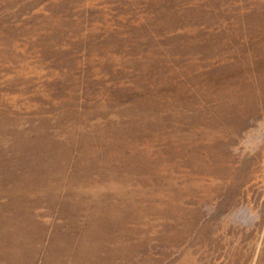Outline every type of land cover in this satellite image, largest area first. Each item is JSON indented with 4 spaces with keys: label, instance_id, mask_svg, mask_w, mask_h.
Segmentation results:
<instances>
[{
    "label": "rangeland",
    "instance_id": "374dc122",
    "mask_svg": "<svg viewBox=\"0 0 264 264\" xmlns=\"http://www.w3.org/2000/svg\"><path fill=\"white\" fill-rule=\"evenodd\" d=\"M0 264H264V0H0Z\"/></svg>",
    "mask_w": 264,
    "mask_h": 264
}]
</instances>
